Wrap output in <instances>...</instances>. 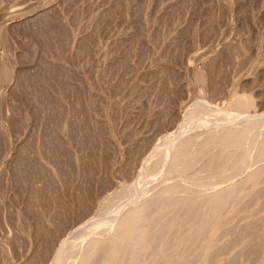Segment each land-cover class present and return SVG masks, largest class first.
<instances>
[{"label": "rangeland", "instance_id": "1", "mask_svg": "<svg viewBox=\"0 0 264 264\" xmlns=\"http://www.w3.org/2000/svg\"><path fill=\"white\" fill-rule=\"evenodd\" d=\"M240 95L264 112V0H0V264H50L190 107ZM263 201L226 205L221 239Z\"/></svg>", "mask_w": 264, "mask_h": 264}, {"label": "bare ground", "instance_id": "2", "mask_svg": "<svg viewBox=\"0 0 264 264\" xmlns=\"http://www.w3.org/2000/svg\"><path fill=\"white\" fill-rule=\"evenodd\" d=\"M204 99L186 111L178 132L145 158L136 184L123 186L124 196L119 190L122 199L112 212L99 211L78 227L50 264H247L258 259L264 214L256 220L242 216L229 227L230 238L221 236L230 217L223 215L226 205L236 210L264 193L258 186L264 179V112H252L254 103L246 95L225 109ZM249 160L262 164L243 175ZM248 184L252 187L246 190ZM243 237L247 243L229 253ZM216 257L221 259L213 263Z\"/></svg>", "mask_w": 264, "mask_h": 264}]
</instances>
